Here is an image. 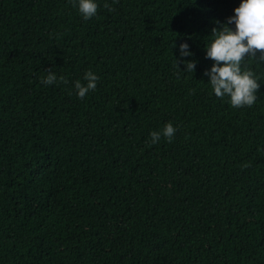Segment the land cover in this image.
I'll use <instances>...</instances> for the list:
<instances>
[{"label":"trees","instance_id":"trees-1","mask_svg":"<svg viewBox=\"0 0 264 264\" xmlns=\"http://www.w3.org/2000/svg\"><path fill=\"white\" fill-rule=\"evenodd\" d=\"M96 2L0 0V264H264V66L251 108L204 76L241 0Z\"/></svg>","mask_w":264,"mask_h":264},{"label":"clouds","instance_id":"clouds-1","mask_svg":"<svg viewBox=\"0 0 264 264\" xmlns=\"http://www.w3.org/2000/svg\"><path fill=\"white\" fill-rule=\"evenodd\" d=\"M116 2L113 0V3ZM70 3L85 21L97 16L99 4L96 0H70ZM104 7L109 12L115 11L108 3ZM214 23L216 27L211 29L208 37L211 42L205 47V58L213 61L210 70L204 72V76L208 77L207 84L218 99L228 97L232 108H251L258 100L261 78L247 67V63L264 66V0H241L225 23ZM192 55L187 43L179 45V58L174 59L177 75L194 73L197 63L184 59ZM181 63L183 71L178 67ZM99 80L100 77L93 71H87L83 76L86 83L80 80L74 83L77 97L83 100L90 92H95ZM40 82L45 86L69 83L64 76L58 77L51 69ZM177 130L171 122L166 123L161 131L150 132L151 144H157L162 137L171 143ZM248 167V163L242 165V168Z\"/></svg>","mask_w":264,"mask_h":264}]
</instances>
